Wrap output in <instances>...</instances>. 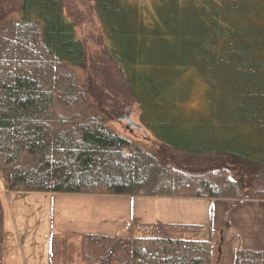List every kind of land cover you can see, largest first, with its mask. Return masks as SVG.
Wrapping results in <instances>:
<instances>
[{"label":"trees","instance_id":"trees-1","mask_svg":"<svg viewBox=\"0 0 264 264\" xmlns=\"http://www.w3.org/2000/svg\"><path fill=\"white\" fill-rule=\"evenodd\" d=\"M13 1L0 16L6 191L264 202V0H160L150 24L124 0H87L117 78L102 82L103 98L72 74L87 56L64 0ZM190 69L209 87V115L185 127L173 118L180 113L173 88ZM122 98L139 106L154 151L109 128L127 107ZM156 112L160 119L145 116ZM3 219L0 199V264ZM166 226L170 233L158 226L152 237L83 235L80 262L218 264L228 224L210 228L205 240L173 235L200 226ZM233 264H264V252L237 250Z\"/></svg>","mask_w":264,"mask_h":264},{"label":"rangeland","instance_id":"rangeland-1","mask_svg":"<svg viewBox=\"0 0 264 264\" xmlns=\"http://www.w3.org/2000/svg\"><path fill=\"white\" fill-rule=\"evenodd\" d=\"M124 1L128 6L140 12L145 23L148 21L147 24H150V21L155 18L153 10L160 0ZM180 1L199 3L200 0ZM13 3V0L9 4L0 1V16L7 18L8 8L11 10ZM64 4L65 17L74 24L76 39L83 44L87 56L85 67L72 69V74L78 79L79 85L89 88L96 87L95 95L103 98L106 96L107 86L105 85V88L102 82L107 81L114 85L117 78L112 67L107 68V63L103 59L107 41L101 24L92 10V2L64 0ZM198 8L195 7V10L198 11ZM201 77L202 75L195 69L183 71L180 82H177L173 88L174 93L180 97L176 98L177 103L175 102L180 113L173 118L182 126L192 127L204 123L209 115V87ZM124 100L127 106L124 113L109 122V128L120 137L146 150L154 151L158 142L153 134L143 126L139 106L130 99ZM73 112L80 114L79 111ZM127 113H131L130 121L140 126L141 129L127 130L126 122H118ZM145 116L148 119L151 117L160 119L162 112H156L152 116L145 114ZM189 162L192 164L193 161ZM196 164H199L197 167L200 166V162L196 161ZM0 198L8 225L9 245L7 249L9 253L5 252L6 261H8V255H11L21 263L29 258L27 263L38 261L39 264H44V261L50 257L55 262L64 264H82L80 245L83 235L122 238L152 237L159 235L158 226L170 233L168 231L170 226H166V221L168 225L185 223L183 225L200 226L195 233H182V229L175 231L173 234L175 237L205 240L211 228L207 206L204 210L205 207L202 208L198 204L172 198L13 193L6 191L1 176ZM183 213L190 214V217L184 221L185 215H183L184 218L177 221ZM160 223L165 225H160ZM18 260L15 264H20Z\"/></svg>","mask_w":264,"mask_h":264},{"label":"crops","instance_id":"crops-1","mask_svg":"<svg viewBox=\"0 0 264 264\" xmlns=\"http://www.w3.org/2000/svg\"><path fill=\"white\" fill-rule=\"evenodd\" d=\"M172 199L186 200L187 202H191V204H198L202 206V208L205 207L204 210L206 209L207 206L208 218L210 219V225L211 228L213 229L223 228L226 224L229 225L228 229L223 234L222 244L219 251L218 264L221 263L233 264L234 254L237 250L264 252V202H260V201L237 202L231 200L185 199V198H172ZM183 215H185L184 221L190 217V214L183 213L177 221L182 219ZM3 218H4L3 219L4 240H3V248H2V264H15L16 260H18L16 257L8 255L7 257L8 261H6L5 258V252H8L7 247L9 245V241L7 239L8 225L6 223V214L4 207H3ZM162 223L160 224L165 225ZM165 223L166 225H168L166 221ZM183 224L185 223L170 224V225L179 226ZM28 260L29 258H27L24 263H21L20 260H18V262L20 264H39L38 261H30V263H27L26 261ZM57 263L64 264L60 262H55L54 259L52 260V258L50 257H48L44 261V264H57Z\"/></svg>","mask_w":264,"mask_h":264},{"label":"water","instance_id":"water-1","mask_svg":"<svg viewBox=\"0 0 264 264\" xmlns=\"http://www.w3.org/2000/svg\"><path fill=\"white\" fill-rule=\"evenodd\" d=\"M130 116H131V113H127L126 116H125L123 119L119 120L118 122H120V121H124V122H126V124H127V125H126V129H127V130H129L130 128H135V129H137V130L141 129L140 126H137V125L133 124V123L130 121Z\"/></svg>","mask_w":264,"mask_h":264}]
</instances>
